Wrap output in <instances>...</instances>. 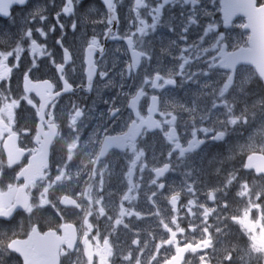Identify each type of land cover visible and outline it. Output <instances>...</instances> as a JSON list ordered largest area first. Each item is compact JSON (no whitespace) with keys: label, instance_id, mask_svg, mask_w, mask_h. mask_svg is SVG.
<instances>
[{"label":"flooded vegetation","instance_id":"obj_1","mask_svg":"<svg viewBox=\"0 0 264 264\" xmlns=\"http://www.w3.org/2000/svg\"><path fill=\"white\" fill-rule=\"evenodd\" d=\"M114 2L117 4L118 22L110 27L118 39L104 35L109 25L108 9L103 0H73L69 14L62 11L68 0H29L24 7L13 6L10 16H0V51H12L17 42L23 48L19 60L15 56L8 58L6 63L12 71L5 80H0V92L11 94L19 101V106L13 111L0 112V172L3 174L0 179V214L5 209L9 182L15 187L24 184L19 174L27 169L33 161L35 150L40 148L36 142L37 135L45 139L46 134L51 133L46 121L53 120V112L57 130L51 134V141L47 145L48 172L54 177L57 168L64 165L74 176L79 172L72 188L78 192L87 184H93L96 198L104 200L113 212L116 210L114 202L118 203L120 195L127 191L130 172L131 183L134 189H138V192L134 190L132 193L138 195L137 207L145 210L153 195L156 203L163 206L166 194L192 182L201 191L199 198L203 202V192L209 190V186L223 184L229 173L238 177L229 195L233 210L238 206L239 198H235V191L240 183H255L258 187H264V176L257 173V169L264 170V84L252 66L239 65L234 69L233 82L225 95L219 94L220 87L231 74L230 69L220 66V54L223 52L228 56L238 48L248 46L250 32L241 27L245 25V18L237 16L225 24L222 0H215V3L203 0L196 10L199 14L198 24L191 26L189 32L184 34L186 39L182 40L183 25L190 10L188 7L181 8L180 3L166 5L155 30L149 29L143 37L137 33L134 38L143 40L142 45L135 46L136 51L148 53L151 59L141 57L140 64L129 73L127 69L132 60V50L125 37L136 32L135 14L129 11L134 0ZM148 2L155 7L156 0ZM34 9H40L47 19L43 22L38 18L31 19L28 13ZM202 9L211 15L205 14ZM144 11L141 9L142 13ZM57 13H60L59 17ZM145 18L149 24L152 23L151 16ZM210 21L216 23L217 32L228 33L226 41L220 43L219 51H210L208 56L201 52L203 60L216 57L214 63L217 67L211 75L195 76L190 80L176 75L172 77L176 84L165 85V89H152L150 85L143 84L146 74L154 76L159 71L167 78L170 70L180 71L181 49L193 42L199 43L203 29ZM73 23L77 25L76 30H73ZM60 24L64 25L63 30ZM53 27L55 30L50 31ZM29 28L33 33L32 39L50 55L33 53L31 41L26 37L21 40V33ZM37 28H41L46 36L36 32ZM93 36L98 39L104 52L101 55L100 50L96 49L92 53L91 58L98 70L89 90L86 49ZM212 37L213 34L209 33L201 48H210V43L214 42ZM57 40H62L63 48L57 44ZM64 48L72 57L65 65V78L72 87L71 92L62 91L63 81L55 66L64 64ZM186 68L189 73L197 72L206 68V64L202 60L191 59L190 66ZM100 70L107 71L108 75L101 78L98 74ZM26 73L33 84L48 80L53 83L55 91L62 92L55 107H47L46 116L42 115L45 111L42 96L46 98V92L38 95L32 91L27 94L37 107L21 99L26 95ZM142 87L145 95L139 98L133 110L129 104ZM152 95L158 97L157 110L152 114V119L160 121V127L144 124L134 137L118 142L115 138L126 137L132 120L136 119V112L147 119ZM73 104L84 109L86 115L81 117V122L78 120V127L70 130L68 114ZM113 105L120 109L115 117L109 115ZM232 120L236 123L233 124ZM173 129L175 134L169 139L168 134ZM221 131L226 136L223 141L217 142L214 137ZM193 133L204 143L195 151L182 152V149H188ZM73 141L77 147L69 162L66 149ZM251 162H255L256 168L247 167ZM161 185H164L163 192L160 191ZM27 191L30 203L36 204L39 189ZM22 195L15 193L10 201L14 204V219L0 223V264H24L22 257L11 246L19 252H26L27 264H109V259L111 264H122L121 252L127 251L125 235L112 236L115 256L107 257L104 239L111 229L105 220L94 219L93 227L98 226V233L93 231L86 235L82 225L83 213L72 208L64 209L57 203V208L77 229L73 236L63 229L57 230V225L64 221L56 215V209L37 208L29 217L17 202ZM208 203L211 204V201ZM84 207L88 205L84 203ZM259 215L254 210L250 220L258 219ZM229 223L228 234L220 238L216 244L217 250L212 252L211 264H227L223 260L224 250L231 244L238 245L232 264H264V258L257 260L245 255V250L252 243L250 235L256 236L259 246L264 247V229L257 225L249 234L241 225ZM35 225H38L37 232L33 231ZM97 235L99 239H93ZM198 237L199 233L195 238ZM179 239L182 241L183 237Z\"/></svg>","mask_w":264,"mask_h":264},{"label":"snow or ice","instance_id":"obj_2","mask_svg":"<svg viewBox=\"0 0 264 264\" xmlns=\"http://www.w3.org/2000/svg\"><path fill=\"white\" fill-rule=\"evenodd\" d=\"M29 0H0V16L8 17L11 15L10 9L13 6L24 7L28 4ZM108 9L107 24L109 25L107 31L104 33L106 37L118 39L112 32L111 25L117 21L116 9L117 4L114 0H103ZM203 0H156L155 7H152L148 0H134L129 11L135 14L136 32L126 35L125 39L129 49L132 50V60L128 65V72L131 73L137 65L140 64V58L147 56L150 60L151 56L144 51H136V45H142V39H134L136 34L139 33L140 37L147 34L148 30H155L157 24L160 21L161 11L166 5L180 3L181 8L188 7L190 14L186 18V22L183 25V32L181 39H186L185 33L189 32L191 26L197 25L199 22V14L197 9L200 8ZM211 3H215V0H210ZM73 0H68V3L64 6L63 12L69 14L72 12ZM222 8L225 13L224 22L227 24L231 17L237 12L244 13L249 22H253L256 19L254 9L264 8V0H222ZM141 9H144L143 13ZM201 11L207 13L205 9ZM31 19H39L41 22L45 21L47 17L40 9H34L28 13ZM60 13H57V17ZM146 16H151L152 23L149 24L146 20ZM27 19V18H26ZM59 23V20H57ZM249 25H241V27H248ZM73 30H76L77 25L73 23ZM216 23L210 21L207 27L203 29V35L200 36V42H193L186 48L181 49V55L179 60L180 71L176 72L170 70L167 74V78L160 75L157 71L156 75L151 76L146 74L143 84L150 85L152 89H165V85L172 86L176 84V80L173 76L179 75L184 79L190 80L195 76H209L216 69L214 63L216 57L212 60H203L201 52L204 56H208L210 51H219V45L221 42L226 41L228 33L216 31ZM61 30L64 25L60 24ZM54 31V27L49 29ZM41 36H46V33L41 29L35 30ZM213 34V41L210 43L211 47L201 48L205 42V37ZM32 30L29 28L21 33V40L25 37L31 41L30 49L33 53H39L40 55L48 54L45 48L38 44L35 39H32ZM62 48L64 47L62 40H57ZM99 49L101 55H103L104 49L102 48L98 39L93 36L88 41L86 49V63L87 67V88L90 90L92 87L93 76L97 73V64L92 60L91 56L94 50ZM23 51L17 42L16 47L12 51H0V80H5L7 74L12 71L8 67L6 61L9 57L15 56L19 60V54ZM50 55V54H48ZM72 57L67 48H64V64H56L57 71L60 73V80L63 81V92H71L72 87L65 78V65L71 61ZM202 60L206 64V68L197 72L189 73L186 66H190V60ZM220 66L231 67L233 62H228L226 54L221 52L220 54ZM35 66V61L33 62ZM74 70V69H73ZM99 76L104 78L108 75L107 71L100 70ZM223 75V74H222ZM233 77H229L228 81L224 84L225 91L220 92V96H224L229 89V85L233 82ZM25 87L24 95L21 99L27 100L28 103L33 106L31 98L27 95L29 92L36 91L37 94L46 92V98L42 96L45 103V111L43 116L47 115V107L54 108L58 98L61 96V91H55L53 83L48 80H44L41 83L33 84L26 73L24 76ZM162 81V82H161ZM145 92L143 87L132 98L129 107L135 110L137 101L141 96H144ZM151 105L148 108V117L145 119L139 112H136V119L132 120L129 132L126 137L115 138L118 142H122L125 139L134 137L140 130L141 126L147 124L149 127H160V121L153 120L152 114L157 110V95L151 96ZM0 112L5 110L13 111L15 107L19 106V101L13 98L11 94H5L0 92ZM120 109L114 105L109 109L110 116H118ZM86 112L80 108L79 105L73 104L72 110L68 114V127L71 130L73 127H78V120L81 122V117H85ZM55 113L53 112V120H47L46 123L51 129V133L46 134V138L42 139L40 135H37L36 142L40 145V148L35 150L33 161L28 165L27 169L21 172L24 184L21 187H15L9 182V191L5 196V209L0 214V223L8 222L14 219V204L10 203L13 198V194L22 193L23 195L18 198L17 202L20 203L31 217L32 213L37 209L53 208L56 209V215L63 220L64 223L57 225V230L63 229L66 233H71L75 236L77 229L73 226V222H68L64 213L57 208V203L60 206H64V209L72 208L78 210V213H83L82 225L86 229L85 234L88 235L93 231L98 233V226L93 227L94 219H103L107 222L111 232L108 237L104 239V248L107 249L106 255L111 258L115 256V245L111 243L112 236H119L121 233L125 235L127 243V251L121 252L120 258L122 264H211L213 259L212 252H215L216 244L220 242L222 236H226L231 227V223L241 225L249 234L260 225L264 229V187H258L255 183L249 184L242 182L239 184L238 190L235 191V198H239L238 206L233 210V203L229 200L233 185L236 183L238 177L234 173H229L224 180L223 184L209 186L207 191L203 192L204 201L201 202L199 198L201 191L197 189L195 182L186 183L185 186L174 191L171 194H166L165 204L159 205L155 201V196L149 198L148 209H141L137 207L136 201L138 195H133L134 186L131 183V172L129 173V184L127 191L123 192L118 203L115 201L116 210H113L105 204L102 199H97L94 194L93 184H87L80 191H75L72 188L74 179H78L79 172L75 173V176L70 171L67 165L58 167L56 174L53 177L49 172L48 150L47 145L51 141V134L57 130V125L54 123ZM233 124L235 120L231 121ZM204 132H208L209 129H202ZM175 134L173 129L169 133V139ZM225 137L224 132H217L214 139L217 142L223 141ZM204 141L196 138L193 133V139L189 141L188 149H182L181 151H195ZM77 147L75 141L68 144L66 152V159L71 162L74 149ZM103 155V150L101 152ZM11 167V166H10ZM249 168H256L255 162H251L247 165ZM257 173L260 176H264V170L257 169ZM3 178L2 172H0V179ZM102 183V181H101ZM39 189V198L36 204L30 203V196L28 195L29 189ZM160 191H164V185H161ZM55 196L56 199H52ZM83 201V203L81 202ZM211 201V204L208 202ZM84 203L88 205L84 207ZM214 205V206H213ZM255 211L259 212V218L256 220H250V215ZM186 222V223H185ZM33 231H38V225L33 226ZM199 233V237L196 234ZM5 234H7L5 232ZM264 235V232H262ZM183 237V240L179 239ZM93 239H99V235L93 236ZM252 240L251 245L245 250V255L250 258L254 257L257 260L264 258V247L259 246L258 238L254 235H250ZM238 250V245H227L224 250L223 260L227 261V264H232L234 253ZM243 260V257L240 258ZM109 264L111 260L109 259Z\"/></svg>","mask_w":264,"mask_h":264},{"label":"water","instance_id":"obj_3","mask_svg":"<svg viewBox=\"0 0 264 264\" xmlns=\"http://www.w3.org/2000/svg\"><path fill=\"white\" fill-rule=\"evenodd\" d=\"M245 16L246 25H249L251 35L250 47L239 50L228 61L233 62V66L240 63H248L255 67L258 75L264 78V8L254 9L256 19L253 22H249L248 17L242 13H236ZM21 255L24 264H27V259L24 254L17 252Z\"/></svg>","mask_w":264,"mask_h":264},{"label":"clouds","instance_id":"obj_4","mask_svg":"<svg viewBox=\"0 0 264 264\" xmlns=\"http://www.w3.org/2000/svg\"><path fill=\"white\" fill-rule=\"evenodd\" d=\"M262 82H264V78H262ZM225 91V86L223 85V86H221L220 87V92H224ZM225 136H226V133H225ZM225 138V137H224ZM135 161H133V163H134ZM167 167V166H166Z\"/></svg>","mask_w":264,"mask_h":264}]
</instances>
